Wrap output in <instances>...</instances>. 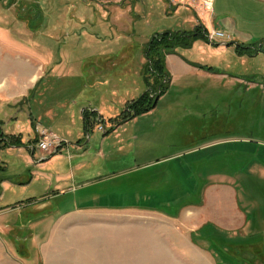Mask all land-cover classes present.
<instances>
[{
  "label": "rangeland",
  "instance_id": "obj_1",
  "mask_svg": "<svg viewBox=\"0 0 264 264\" xmlns=\"http://www.w3.org/2000/svg\"><path fill=\"white\" fill-rule=\"evenodd\" d=\"M143 2L150 6L152 0L140 5L133 0H0V126L8 136H21L26 145L2 150L0 165L8 164V174L15 176L30 160L53 156L40 150L32 155L30 149L43 135L67 139L46 163H59L60 173L68 171L74 188L61 200L49 199L54 207L46 212L55 216L74 209L76 201L142 205L148 196L180 201L191 197L192 202L204 197L208 212H216L203 182L195 189L190 163L199 156L192 155L194 148L228 138L264 139V56L246 58L245 63L230 57L228 85L216 78L201 81L170 65L173 81L156 107L115 134H106L146 87L168 86L163 76L145 68L142 48L154 34L175 26L172 17H157V8L148 22ZM220 39L211 43L208 37V42L217 45ZM31 87L38 89L31 94ZM52 110L60 119L53 121L51 132L39 122ZM78 110L81 123L71 116ZM84 110L92 120L94 113L105 111L107 124L95 122L86 131ZM233 158L229 156L230 171L237 170ZM78 163L82 172L75 167ZM52 171L54 180L58 172ZM49 189L38 182L32 196L42 198ZM13 196L9 193L0 211L9 206L20 212L17 203L30 198ZM161 206L169 213L177 209L175 204ZM190 213L187 207L176 218L175 213L156 212L86 214L61 223V232L49 243L7 244L5 264H264V250L248 244L238 249L239 236L212 224L204 230L207 234L196 231L190 219L195 222L198 214Z\"/></svg>",
  "mask_w": 264,
  "mask_h": 264
},
{
  "label": "crops",
  "instance_id": "obj_2",
  "mask_svg": "<svg viewBox=\"0 0 264 264\" xmlns=\"http://www.w3.org/2000/svg\"><path fill=\"white\" fill-rule=\"evenodd\" d=\"M133 1H136L140 5L143 0ZM142 6L144 17L146 20L148 19V22L155 15V8L159 10L156 16L160 19L165 15L172 17L171 20L175 28H168L163 32L154 34V36L169 31L191 32L201 26L208 32V37L210 35L209 33L213 32H221L224 34V37L219 40L217 45H211L208 40L198 39L191 48H179L174 53L169 54L166 58V65L171 76V82L173 79L170 65H177L186 75L198 77L201 81L208 78H216L217 80H225L228 85L230 77H232L229 63L230 57L235 56L241 59L242 63H245L246 58L254 59L264 56L262 52L255 56L249 54L241 55L239 53L240 47L247 49L264 48V0H152L150 6H147L144 2ZM167 7L170 11H167ZM133 12L134 10L132 9ZM150 40L142 48L144 57L145 47ZM237 81L238 83L245 82L239 78H237ZM37 89L38 87H31V94L32 92H36ZM148 89L149 87H146L144 94ZM134 101L129 102V104ZM51 109H55L54 106H51ZM99 111V113H94L97 114L94 116L95 120H92L87 115L86 110L83 111V126L85 130L87 129L85 124L86 118H88L92 128L96 124L95 122L107 124V120L104 119L103 115L105 111ZM71 116L81 123L79 110L71 113ZM38 117L41 119L39 115ZM120 118L118 117L114 120L116 123L112 131H107L106 134H115L120 127L136 119L134 118L117 125ZM57 119H60V117L53 110L49 117L45 115L41 119L43 122H39L34 117V121L39 122L43 127L45 126L44 129L51 132L55 129L53 121ZM44 121L47 123H44ZM14 137H20L24 147H14L11 149L26 148L24 139L21 136ZM64 143L63 146L67 144V139ZM29 145H32V143ZM63 146L60 148L59 153ZM30 150L33 156L38 151L35 150L34 152L32 148ZM192 153L193 156H199L190 163V167L191 169L193 167L192 170L194 171L193 180L195 181V185L199 183V180L203 182L202 186L205 189L204 195H212L214 202H216V212H208L207 201L204 197L199 201L192 202L189 200L191 197H188V200L182 197L184 200L180 201L176 198V200H170L168 198L159 200L155 196H148L147 203L142 205H99V201H94L92 202L93 204L89 203L87 205L76 201L74 209L57 213L55 216L53 214L54 212H46L54 207L51 206L49 199L61 200V198L71 193L74 189L69 186L70 175L67 173L68 171L66 173L58 172L62 170L57 168L59 163L52 165L53 167H50L51 164H46L56 156L53 155L50 159L42 157L40 161H35V159L30 160L34 170L29 165L25 171L20 174L16 173L17 175L15 176L8 174V164L2 162V165H0V168H3L0 171V173H3V175H0V205H3L7 201L9 193L11 192L18 198L22 195L25 197L28 195L30 198L28 200H20L17 203L16 209H20V212L13 211L15 209L12 210L9 206V208L5 206L7 210L0 211V264H5L7 244L29 246V243L33 245L49 243L55 234L61 232V223L79 216L93 213L156 212L164 215L175 213L176 216H174L176 218L187 207L190 208L191 215H193L192 213L198 214L195 222L194 219H190V225L195 227L196 231L202 230L205 232L204 230H209L208 227L212 224L216 228L223 229L229 234L239 236L237 240L238 249H244L248 244L254 250H264V139L243 137L210 141L196 146ZM203 154H206L205 157H202ZM41 155L44 156L43 153ZM229 156L234 157L232 161L235 162L237 170H229L231 164ZM216 164L220 166L216 167ZM82 166L83 164L78 163L75 167L79 169V172H82ZM53 169L58 172L54 180H52ZM74 174L75 172L73 170L71 176L73 177ZM38 182H43V186L46 189L50 188V191L52 189V191L43 195L42 198H34L31 190ZM196 188H199L198 185L195 186ZM251 189L254 190L252 191ZM195 193H198V191L196 190ZM92 198L96 200V198L99 199L101 196H94ZM33 202L36 204H33ZM27 203L36 205L33 206L35 209L33 210L31 206L24 208L23 206ZM161 204H175V207L177 205V209L175 208L176 210L174 212L169 213ZM194 233L196 234V232ZM7 237L11 239L9 242Z\"/></svg>",
  "mask_w": 264,
  "mask_h": 264
},
{
  "label": "trees",
  "instance_id": "obj_3",
  "mask_svg": "<svg viewBox=\"0 0 264 264\" xmlns=\"http://www.w3.org/2000/svg\"><path fill=\"white\" fill-rule=\"evenodd\" d=\"M198 39L208 40V32L204 27H197L191 32H165L155 35L145 47V58L147 60L146 67L152 75L163 76L165 84L168 81V86L162 85L158 88H149L138 100L129 104L126 112L118 120L117 125L130 121L138 116L146 114L153 110L160 98L167 92L171 83V76L167 71L166 58L169 54L174 53L177 49H189ZM264 53V48L247 49L240 47L241 55L255 56L259 53ZM145 70V69H144ZM159 98V100H157ZM87 130H90L88 118H86ZM22 148L24 145L20 137L7 136L3 127L0 126V152L8 148Z\"/></svg>",
  "mask_w": 264,
  "mask_h": 264
},
{
  "label": "built area",
  "instance_id": "obj_4",
  "mask_svg": "<svg viewBox=\"0 0 264 264\" xmlns=\"http://www.w3.org/2000/svg\"><path fill=\"white\" fill-rule=\"evenodd\" d=\"M224 34L221 32H213L209 35V39L211 43L214 42V40L218 38H223ZM103 129V127H102ZM64 141H62L57 136L51 135H43L42 139L37 143L35 147L32 148V150L35 152V150H40L44 153L50 154V155H56L59 153V149L64 145Z\"/></svg>",
  "mask_w": 264,
  "mask_h": 264
},
{
  "label": "water",
  "instance_id": "obj_5",
  "mask_svg": "<svg viewBox=\"0 0 264 264\" xmlns=\"http://www.w3.org/2000/svg\"><path fill=\"white\" fill-rule=\"evenodd\" d=\"M157 100H159V98Z\"/></svg>",
  "mask_w": 264,
  "mask_h": 264
}]
</instances>
